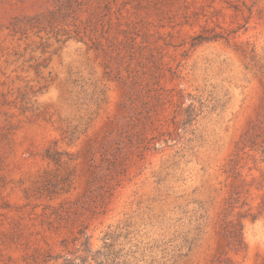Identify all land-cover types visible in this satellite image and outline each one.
Wrapping results in <instances>:
<instances>
[{
	"label": "rangeland",
	"instance_id": "rangeland-1",
	"mask_svg": "<svg viewBox=\"0 0 264 264\" xmlns=\"http://www.w3.org/2000/svg\"><path fill=\"white\" fill-rule=\"evenodd\" d=\"M0 264H264V0H0Z\"/></svg>",
	"mask_w": 264,
	"mask_h": 264
},
{
	"label": "trees",
	"instance_id": "trees-1",
	"mask_svg": "<svg viewBox=\"0 0 264 264\" xmlns=\"http://www.w3.org/2000/svg\"><path fill=\"white\" fill-rule=\"evenodd\" d=\"M84 244H87V239H86V241H85V243Z\"/></svg>",
	"mask_w": 264,
	"mask_h": 264
}]
</instances>
